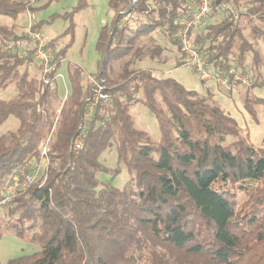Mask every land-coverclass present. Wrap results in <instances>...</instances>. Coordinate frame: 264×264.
<instances>
[{"label": "trees", "instance_id": "obj_1", "mask_svg": "<svg viewBox=\"0 0 264 264\" xmlns=\"http://www.w3.org/2000/svg\"><path fill=\"white\" fill-rule=\"evenodd\" d=\"M79 1L73 12L84 7V0ZM184 2L154 0L155 9L150 10L146 0H108L113 27L101 28L96 50L103 61L113 53L128 55L139 38L158 28L179 50L173 35L177 21L190 16ZM223 5L235 9L243 5L245 12L235 22L224 19L207 26L195 44L214 42L208 62L222 68L228 66L233 48L242 69L245 53L250 52L257 72L261 58L241 30L244 22L251 24L253 37L264 46V30L251 23L256 17L264 27V0H210L211 11ZM35 10L29 0H0V16L16 19ZM126 12L156 14L135 29L121 28L119 20ZM32 30L39 31L40 26L34 24ZM66 32L72 35V27ZM25 39V34L18 36L12 27L0 25V46L14 44L13 50L0 51V92L12 84L16 89L13 98L0 99V126L8 117L19 123L14 132L0 136V204L7 184L20 170L28 173L27 163L38 161L41 146L55 129L44 182L10 199L0 222V236L29 240L40 251L6 264H264V138L262 148L254 149L236 120L210 97L186 90L173 79L125 67L118 79L105 80L108 92L116 97L111 104L97 106L87 122L82 148L73 151L70 143L88 93L82 70L67 65L70 93L59 112L52 111L51 102L58 97L55 75L69 45L54 51L55 65L45 83L30 78L17 57L16 44ZM159 53L156 49L150 55ZM255 87H262L261 82L251 89ZM131 103H140L153 114L158 141L135 128ZM255 104L264 105V100L246 92L242 106L252 117ZM113 142L117 165L129 175L121 189L97 179L98 173H118L98 161ZM249 182L254 185L251 192L241 187ZM237 188L248 194L240 207ZM251 222L256 224L250 228Z\"/></svg>", "mask_w": 264, "mask_h": 264}, {"label": "rangeland", "instance_id": "obj_2", "mask_svg": "<svg viewBox=\"0 0 264 264\" xmlns=\"http://www.w3.org/2000/svg\"><path fill=\"white\" fill-rule=\"evenodd\" d=\"M146 1L148 8L154 10L156 6L154 0ZM184 1L185 6H187L191 0ZM29 2L31 7L37 10L31 13L22 12L16 19L0 16V25L7 28L12 27L13 32L20 36L24 34V30L30 22L29 17L32 14L33 24L40 26L39 31L41 34L49 41L55 40L54 44H52V49L54 51L69 45L66 49L65 57L61 61L60 67L56 73V86L59 96L51 102L50 109L52 111L56 113L59 112L62 101L67 97L65 93L70 90L66 71V67L69 63L78 66L82 70L83 84L86 82V76H97L100 71L102 72L100 74L103 75L102 78L104 80L107 79L109 82H112L118 79L121 71L127 67L128 69L150 71L152 75L157 78L173 79L186 90L196 92L202 91L203 85L201 79L191 66L187 65V58L171 44L160 28L139 38L130 54L124 56L120 53L109 54L108 59L103 61V56L98 53L95 46L101 28L110 25L111 28L113 27V12L108 7V0H84V7L75 12L73 11L78 7L80 3L79 0H52L48 5H45L46 0H29ZM242 6L235 9L234 7L223 5L215 11H211V13L203 19L202 23L192 30L191 44L198 48L199 51H210L214 42L208 41L206 43L195 44L198 36L206 32L205 29L207 26L218 24L224 19H230L232 22L237 21L239 19L238 15L245 12V7ZM155 14V12L142 15L129 13V16L121 19L120 27L126 26L129 29H135L140 25L152 21ZM68 15L70 16L68 17ZM251 23L264 30V27L260 25L256 17L251 18ZM250 25L245 22L242 24L241 35L247 43L251 45L252 49L258 52L261 58V63L256 72L252 65V53H245L243 66L245 73L249 75L250 86H237V88H235L237 92L232 97H228V93L226 94V91H223V94L227 98L221 97L217 99L218 101L213 98L211 100L225 113L236 120L241 128V134L246 137L248 144L254 149L259 150L262 148V140L264 138V105L255 104L253 106L255 111L254 117L249 115L242 106V100L246 92L252 99L258 98L264 100V46L260 39L253 37L252 31L249 28ZM70 26L72 27V35L66 32ZM72 36L73 39L72 42H70ZM26 40L28 39L26 38L20 43H17V46L20 47L21 45L22 47V45H25L24 41ZM220 40L221 38L218 37L217 42ZM8 43L12 42L8 41ZM28 43L29 42H27V44ZM156 49H159L160 53L151 57V52ZM228 59L230 64L238 65L235 48L231 50V55ZM182 62H184V64L180 66ZM239 67L241 68V66ZM23 68L24 67H22L20 71H22ZM25 69H27L30 78L36 81L41 79L39 67L32 58L28 60ZM63 81L67 90L63 88ZM256 82H261L262 87L251 89L252 85ZM15 95L16 89L14 84H12L6 90L0 92V99L8 100ZM135 97L140 99L141 95L137 94ZM129 113L133 119L135 128L145 132L152 141L156 142L159 140L160 133L157 121L147 108L140 103H131ZM18 125L17 119L8 117L0 126V136L14 132ZM227 141L231 142L232 139L228 138ZM114 145L115 143L113 142L111 148L103 152L98 161L107 169H117L118 173L114 176L98 173L97 179L102 183L110 184L116 189H121L128 181L129 175L123 166L117 165ZM47 165L48 158L41 159L40 157L38 161L32 159L27 163L26 169L28 170V174L33 177V181L30 185H41L44 182ZM241 187L247 189V192H251L254 185L249 182L242 184ZM235 194L238 206L240 207L247 201L248 194L242 192L239 188H237ZM7 208L8 201L0 204V222L5 220ZM254 224L256 223L251 222L249 227L251 228ZM39 251V245L29 240L19 239L13 235L0 236V264H6L8 260L18 257L30 256Z\"/></svg>", "mask_w": 264, "mask_h": 264}, {"label": "built area", "instance_id": "obj_3", "mask_svg": "<svg viewBox=\"0 0 264 264\" xmlns=\"http://www.w3.org/2000/svg\"><path fill=\"white\" fill-rule=\"evenodd\" d=\"M134 2L135 0H132V3ZM186 10L189 12L190 16L188 18H181L177 21L178 29L173 37L179 44V51L187 58V65L191 66L201 81L210 82L218 89L225 90L237 86L249 87V75L245 73L244 69L236 64L232 65L230 63L225 68H222L219 64H210L208 62L209 52L199 51L198 48L191 44L189 33L211 13L210 0H191L186 6ZM128 14V12L124 13V17L129 16ZM120 21L121 20H119V27L121 26ZM33 25L34 24L29 23L24 30V34L28 40L24 41L25 45H22V47L21 45L20 47L17 46L16 54L24 64H27L28 60L32 58L39 67L41 79L47 83L46 76L55 65L54 50L50 46V41L47 40L40 31L32 30ZM164 28H166V25ZM27 42L29 43L27 44ZM13 45V43L6 42L4 45L0 46V51H11L13 50ZM85 85L87 86L88 93L81 106L80 122L76 136L70 143V149L73 151L82 148L87 122L93 117L97 106L99 104H111L116 97V95H112L108 92L109 88L105 85V80L100 73L97 76H86ZM54 129L55 127H53L51 134ZM50 136L39 150V157L41 159H46L48 157V144L51 141ZM32 181L33 177L30 174H26L20 170L5 187L3 202H7L25 191Z\"/></svg>", "mask_w": 264, "mask_h": 264}, {"label": "crops", "instance_id": "obj_4", "mask_svg": "<svg viewBox=\"0 0 264 264\" xmlns=\"http://www.w3.org/2000/svg\"><path fill=\"white\" fill-rule=\"evenodd\" d=\"M29 19H30V22L29 23H34L33 22V16H32V14H31V16L29 17ZM202 83V85H203V88H202V91L201 92H197L198 94H200V95H202V96H208V97H210L211 99L213 98V99H220L221 97H225V98H227L224 94H223V91H226V94H227V96L228 97H232L233 95H235L236 94V92H237V90L235 89V88H237V87H234V88H231V89H225V90H223V89H218V88H216L212 83H210V82H204V81H202L201 82ZM53 86H55L56 87V89H57V86H56V79H55V82H54V85ZM63 88H65L66 90H67V87H66V85H65V83H64V81H63ZM252 92H253V90H252ZM69 93H70V90H68L67 91V93H65L66 95L65 96H68L69 95ZM230 94V95H229ZM57 95L59 96V93H58V89H57ZM218 101V100H217Z\"/></svg>", "mask_w": 264, "mask_h": 264}]
</instances>
